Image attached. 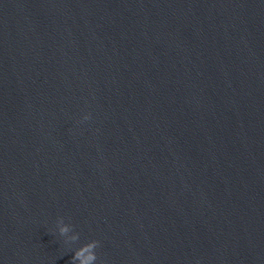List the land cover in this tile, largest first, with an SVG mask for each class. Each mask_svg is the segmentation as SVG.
<instances>
[{
  "label": "water",
  "instance_id": "obj_1",
  "mask_svg": "<svg viewBox=\"0 0 264 264\" xmlns=\"http://www.w3.org/2000/svg\"><path fill=\"white\" fill-rule=\"evenodd\" d=\"M91 240L264 264V0H0V264Z\"/></svg>",
  "mask_w": 264,
  "mask_h": 264
},
{
  "label": "clouds",
  "instance_id": "obj_2",
  "mask_svg": "<svg viewBox=\"0 0 264 264\" xmlns=\"http://www.w3.org/2000/svg\"><path fill=\"white\" fill-rule=\"evenodd\" d=\"M90 116L86 115L84 119H89ZM59 232L62 236H65L69 232V225L64 222V219L61 217L58 220ZM79 233H76L72 240H78ZM100 242L98 240H91L88 243L83 244L75 250V254L72 257L73 264H96L97 261V252Z\"/></svg>",
  "mask_w": 264,
  "mask_h": 264
}]
</instances>
